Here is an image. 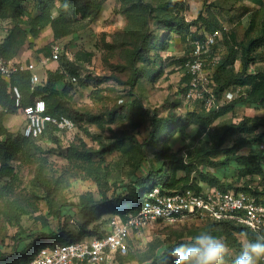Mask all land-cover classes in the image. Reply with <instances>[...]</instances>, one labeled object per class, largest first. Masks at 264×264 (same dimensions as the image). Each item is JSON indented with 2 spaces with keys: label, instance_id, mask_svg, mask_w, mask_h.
Here are the masks:
<instances>
[{
  "label": "rangeland",
  "instance_id": "1",
  "mask_svg": "<svg viewBox=\"0 0 264 264\" xmlns=\"http://www.w3.org/2000/svg\"><path fill=\"white\" fill-rule=\"evenodd\" d=\"M17 2L21 5L20 12L15 14L8 8L0 15V47L7 49L9 58L21 53L27 63H39L36 73L40 76V83L33 85L28 74H24L19 84L24 83L23 87L32 94L48 71L60 69L69 81L70 71L75 69L77 82L70 84L63 100L72 114L79 112L84 120H73L75 127L69 131L49 127L9 162L15 178H0V249L3 254L10 255L18 250L14 249L16 246L30 243L19 241L20 235L36 238L63 229L78 236L84 228L87 231L101 229L103 217L90 220L73 203L89 195L99 202L103 193L108 200L119 195L126 197L139 179L148 177L150 172L164 167L163 164L170 173L176 167L178 177L190 172L191 181L202 183L200 172L203 171L216 175L222 183L232 187L248 186L264 191V164L262 171L241 178L235 164L228 169L205 166L203 156L220 142L224 129L264 116V107L235 105L211 124L194 123L185 133L170 136L167 142H154L150 136L154 119H165L169 115L183 118L192 113L190 119L195 121V116L205 114L197 103L184 99L180 62L191 54L190 41L218 31L221 37L215 60L224 59L234 48L236 62L229 70L240 73L241 46L264 33V2L259 5L254 0H106L98 15L67 20L60 16L62 0H56L48 13L38 9L37 0ZM169 3H172L170 12L166 10ZM173 18L183 23L182 32L167 31L158 22ZM32 23L40 27L38 38L30 34ZM144 33L156 38L150 53L155 62L151 67L132 57L140 48ZM166 35L167 39L160 44L159 40ZM56 44L63 48L64 56L41 64L39 56L48 58ZM254 57L250 71L264 72V45L256 50ZM153 68L162 72L153 77ZM142 71L144 74L137 77L132 86V79ZM9 83V88L13 89L14 82ZM16 86L22 97L21 86ZM228 91L232 97L222 95L221 104H229L247 93L246 88L239 86H231ZM28 113V109L8 113L4 124L10 134L23 135ZM262 132L264 130L259 129L255 135L258 137ZM241 137L247 138L240 133L229 136L222 149L233 147ZM110 145L115 147L106 151ZM258 151L264 152V138L259 147H246L238 155ZM85 153L90 154L89 158L77 157ZM210 159L219 162L223 156ZM39 172L52 187L51 195L38 180ZM57 210L64 213L55 216ZM210 222L192 219L151 225L127 240L115 264L157 261L161 251L179 241H192L199 233L208 231ZM216 231V237L229 245L225 231L222 228ZM235 238L229 245L226 264H232L247 241L240 235ZM51 242L50 239L47 243ZM26 254L27 251L19 253L11 261L24 258Z\"/></svg>",
  "mask_w": 264,
  "mask_h": 264
},
{
  "label": "trees",
  "instance_id": "2",
  "mask_svg": "<svg viewBox=\"0 0 264 264\" xmlns=\"http://www.w3.org/2000/svg\"><path fill=\"white\" fill-rule=\"evenodd\" d=\"M56 0H37L38 9L43 13H48L49 10L55 5ZM78 0H62L60 7V16L62 18L70 19L77 18L80 16L82 19H86L90 16H96L100 13L103 5L106 0H81V2H77ZM259 5L263 4L264 0H254ZM67 3L69 5L68 9L65 10L63 5ZM169 3L166 5V10L171 9ZM176 3H174L175 5ZM147 7L151 6L147 4ZM8 8H11L13 12L18 13L21 11V5L17 2V0H0V15ZM175 9V8H174ZM171 10H169L170 12ZM248 11V9H246ZM245 11V12H246ZM156 18V16H155ZM159 23H162V28H167V31H175L177 33L182 32L181 28L184 26L183 23L177 21L175 18L173 19H159ZM40 27H36L34 23L30 25L29 31L33 38H38ZM215 32V31H214ZM213 33V32H212ZM147 33L142 35V41L140 48L133 53L132 57L135 59H139L143 61L145 66H153L155 62L151 60L150 53L154 48L153 40H156L155 37H151ZM167 35L164 36L163 39L159 40V43H164L167 39ZM186 40L188 39V35L186 34ZM202 38L197 37L190 41V51L191 54L186 59L181 60V68L183 69L182 80L185 83L183 93L184 99L186 98V93L188 92V88L191 82V77L187 71L186 63L191 59V55L193 52V45L191 44L194 40H201ZM220 40V39H219ZM219 40L216 45L211 49V52L207 56V68L212 72V82H213V92L217 99H220L222 94L227 91L231 86H239L246 88L247 93L241 96L239 99H236L232 102L222 103L220 106H213L211 108L204 107V103L202 101H197V105L200 106L201 110L205 112V114L195 116V121L190 119L192 113H188L185 117L179 118L174 115H169L165 119H154L153 121V130L151 132V138L154 139V142H158L161 140H166L167 142L170 136L177 133H185L186 129L189 128L194 123H202V124H211L212 121L224 115L229 111L230 108L235 105H251L254 107H264V72H251L250 65L254 61V53L258 48H261L264 45V33L259 37L251 40L247 45L241 46V72L234 73L230 71L229 68L233 67L236 62V53L237 51L232 48L228 55L221 59L220 61H216V51L219 47ZM51 53V51H50ZM145 55V56H144ZM21 56V53L13 57H8L7 49L0 47V58L5 60H15L17 57ZM62 53L60 57H62ZM149 56V57H148ZM47 58L44 55L39 56V59ZM22 61L27 63V61ZM30 61L29 63H31ZM229 70V71H227ZM136 71L139 72V69ZM65 72V71H64ZM72 77H78L75 69L70 71ZM153 77L159 75L162 71L161 69L154 71L152 69ZM24 74H28V78L30 80L29 72H20L14 74L10 81L14 82L13 86L19 87V81L25 78ZM144 72L142 71L139 75L136 74V77L132 79L131 85L135 84V81L140 78ZM71 78V77H70ZM8 79L3 77L0 74V178L2 177H11L15 178L14 169L10 167L9 162L13 160L16 156L23 153L27 147L33 144L34 139L25 137L24 135L13 136L8 132V129L5 127V119L8 113H15L18 109L32 110L34 105V98H42L45 100L47 105L48 114L52 116H66L72 121H83V116L79 112L71 113V111L66 106L65 101L63 100V95L67 93L69 90L70 84H73L71 80L67 81L64 77V73L58 69L56 71H48L46 73V77L43 83L37 86L32 94L26 90V88L21 86V91L23 96L21 97L20 106H16V96L13 93V89L9 88ZM9 88V89H8ZM227 103V104H226ZM52 127V126H50ZM54 128V127H52ZM55 129V128H54ZM262 129L264 130V116L257 117L250 122H242L238 125H230L228 128L224 129V131L220 135V142L215 145L213 148L205 151L203 154L204 158H206V165L210 167L223 168L228 169L231 164H235L240 171V177H246L249 175H253L257 172L262 171V165L264 164V152H251L248 155H238V152L241 149H244L249 146H257L261 144L262 139L264 138V132H262L258 137L255 135L256 131ZM245 134L247 138L241 137L235 143V145L229 149H222V145L226 142L227 138L234 134ZM110 145L107 147L106 151H111L114 147ZM90 154H79L77 155L80 159L89 158ZM216 158L218 156H223V159L219 162H213L210 157ZM164 167H159L155 171L149 173L148 177L144 179H139L137 184H134L128 195L126 197L117 196L110 200L106 198V193H103L102 199L99 202H96L91 195L82 196L78 203H73L75 206H78L81 211L84 213L86 217H89L90 220H95L103 217V221L101 224L103 225L101 229L96 227L91 231H87L85 228L81 233L76 235H71L65 232L63 229L58 231L57 233H43L42 236H38L33 238L31 235H27L26 237L20 235L19 241H30L29 244H22L16 246L14 249H18L14 253L10 255L3 254L0 249V263H7L12 260V258L17 257L19 253H23L27 251L25 255L26 259H29L33 256L44 244H46L50 239L51 243H61V242H76L80 241L84 238L97 237L102 238L106 234L107 222L109 219L114 216L120 214L122 217L127 215L134 208H139L143 202L144 195L146 192L151 190L156 186L162 187L165 191L170 193L180 192L186 189H192L195 191H202L205 187H217L224 190H234V191H251L255 196L261 197L264 199V191H256L252 189V187L248 188V186H240V187H232L231 185L222 183V180L218 178L216 175L210 176L208 173L200 172L201 182L191 181L190 180V172L187 173L185 177H178L176 167L173 172L170 173L166 164H163ZM186 168V166L184 167ZM40 183L47 190L48 195L52 193V187L48 185V182L43 179L42 173L39 172L37 176ZM64 213L63 211H56L55 216ZM208 232L209 234L216 236L218 232L216 229L222 228L225 231L226 237L230 239L229 245H232V242L236 241L235 236L240 235L244 237L247 241H255L257 236L256 233L251 231L249 228L237 224L233 221H211L208 223ZM137 233H132L135 235ZM130 236V237H131ZM130 238H128L129 240ZM127 242V241H126ZM192 241H179L172 246H170L167 250L161 251L158 254L157 261L151 262L150 264H174V258L170 255L172 248L179 246L180 244L191 245ZM126 244V243H125ZM1 248V247H0ZM116 254V261H117ZM14 261V260H13ZM115 261V262H116Z\"/></svg>",
  "mask_w": 264,
  "mask_h": 264
},
{
  "label": "built area",
  "instance_id": "3",
  "mask_svg": "<svg viewBox=\"0 0 264 264\" xmlns=\"http://www.w3.org/2000/svg\"><path fill=\"white\" fill-rule=\"evenodd\" d=\"M221 35L218 31L205 35L201 40H194L191 59L186 63L191 82L186 93V100L202 101L204 107L221 105L213 92L212 72L207 68V56L216 45ZM60 45H53L50 56L41 58V64L55 62L63 52ZM39 63H25L22 55L15 60L0 58V74L11 80L14 74L29 72L33 85L40 83L36 73ZM72 83L77 77L70 78ZM16 106H20L21 94L13 87ZM227 90L222 95L232 97ZM52 126L58 131H69L74 122L66 116L48 114L45 100L37 98L32 110L27 115V124L23 135L38 139ZM192 219L206 221H233L241 224L257 235H264V199L251 191L224 190L217 187H205L198 192L186 189L176 193L165 191L156 186L146 192L139 208H134L127 215L112 216L107 222L106 234L102 238L90 237L76 242L46 243L29 259L21 258L0 264H115L116 254L123 249L132 233H139L147 227L161 222H184ZM264 264V259L259 261Z\"/></svg>",
  "mask_w": 264,
  "mask_h": 264
},
{
  "label": "clouds",
  "instance_id": "4",
  "mask_svg": "<svg viewBox=\"0 0 264 264\" xmlns=\"http://www.w3.org/2000/svg\"><path fill=\"white\" fill-rule=\"evenodd\" d=\"M63 7L67 10L69 5L65 3ZM170 255L174 264H226L230 248L221 238L201 232L193 238L190 246L180 244L172 248ZM261 259H264V235L257 236L255 241L244 242L232 264H259Z\"/></svg>",
  "mask_w": 264,
  "mask_h": 264
}]
</instances>
